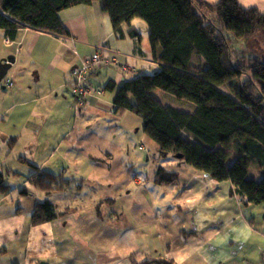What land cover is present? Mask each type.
Masks as SVG:
<instances>
[{
    "label": "crops",
    "instance_id": "0c3cea01",
    "mask_svg": "<svg viewBox=\"0 0 264 264\" xmlns=\"http://www.w3.org/2000/svg\"><path fill=\"white\" fill-rule=\"evenodd\" d=\"M238 2L264 13V0ZM59 17L68 35L22 28L11 40L0 29V62L15 59L6 76L14 85L0 83V170L11 171L12 185L0 199V264H264V204H245L229 179L162 156L139 115L115 111L125 78L160 70L134 20L119 38L101 1L63 9ZM97 50L117 55L129 69L93 71L90 83L102 93L77 106L66 83ZM151 95L165 107L196 111L159 88ZM238 156L234 151L223 171ZM32 164L61 174V188H37L28 179ZM159 167L177 179L157 182ZM43 201L64 213L35 225L32 216Z\"/></svg>",
    "mask_w": 264,
    "mask_h": 264
},
{
    "label": "trees",
    "instance_id": "16d2710c",
    "mask_svg": "<svg viewBox=\"0 0 264 264\" xmlns=\"http://www.w3.org/2000/svg\"><path fill=\"white\" fill-rule=\"evenodd\" d=\"M95 1H101L119 38L125 36L124 25L131 26L135 18L143 19L149 27L153 58L160 63V70L153 74L121 82L113 99L115 111L139 115L144 132L159 144L162 156L179 154L185 163L213 178L229 179L245 204H264V61L254 57L249 64L234 61L231 47L234 40H249L264 31V13L254 7L243 8L238 0H220L217 4L205 0H0V29L11 40L22 28L68 35L59 12ZM129 33L140 38L133 27ZM194 55H199L197 61L203 60L206 66L191 63ZM246 67L251 76L233 94L220 88L240 77ZM107 88L114 89L115 84L109 82ZM157 88L192 102L195 113L163 106L151 95ZM183 130L195 140L185 138ZM234 151L239 156L223 171ZM252 163L262 171L260 180L247 178ZM32 166L35 171L28 179L37 188L46 192L61 188L57 185L61 174ZM10 173L0 170V199L12 190L7 180ZM155 178L163 184L172 183L177 176L159 167ZM63 213L49 201L39 202L32 222L40 224Z\"/></svg>",
    "mask_w": 264,
    "mask_h": 264
},
{
    "label": "rangeland",
    "instance_id": "374dc122",
    "mask_svg": "<svg viewBox=\"0 0 264 264\" xmlns=\"http://www.w3.org/2000/svg\"><path fill=\"white\" fill-rule=\"evenodd\" d=\"M133 24L138 28V30L141 32L142 37L144 38V45L148 44L149 42V27L147 23L141 19V18H135L133 21ZM226 35L229 37L232 36V34L226 30H224ZM150 44V42H149ZM151 46V45H150ZM232 47V55L233 60L249 64L250 58H258L261 61H264V31H260L256 35H254L249 40H234L231 44ZM195 56V55H194ZM193 56V59L191 60V63L195 64L198 67H203L206 64L201 61H195V57ZM245 71L242 73L240 77H236L229 82L223 84L220 86L222 90L229 94H233L234 90L237 89V87L247 80L251 74H250V68L246 67L244 69ZM147 72L144 73H155L157 70H144ZM72 97V96H71ZM73 98V97H72ZM261 170L259 169L258 165L256 163H252L250 166V171L248 174V179H254V180H260V173Z\"/></svg>",
    "mask_w": 264,
    "mask_h": 264
},
{
    "label": "built area",
    "instance_id": "2783aa9c",
    "mask_svg": "<svg viewBox=\"0 0 264 264\" xmlns=\"http://www.w3.org/2000/svg\"><path fill=\"white\" fill-rule=\"evenodd\" d=\"M110 65L117 67L121 72L129 69L126 64L119 60L117 55L108 53L105 50H97L92 55L84 58L78 68L73 71L72 79L66 83V87L77 106L82 105L88 95L98 96L102 93L101 89L93 88L89 76L93 71ZM1 83L8 87L14 85V81L7 77Z\"/></svg>",
    "mask_w": 264,
    "mask_h": 264
},
{
    "label": "water",
    "instance_id": "95a60500",
    "mask_svg": "<svg viewBox=\"0 0 264 264\" xmlns=\"http://www.w3.org/2000/svg\"><path fill=\"white\" fill-rule=\"evenodd\" d=\"M14 57L13 56H8L6 58H3L2 61L0 62V83L3 81V79L7 76L8 70L11 67V64L14 62ZM3 87H5L3 85ZM175 156L182 157L179 154H176Z\"/></svg>",
    "mask_w": 264,
    "mask_h": 264
}]
</instances>
